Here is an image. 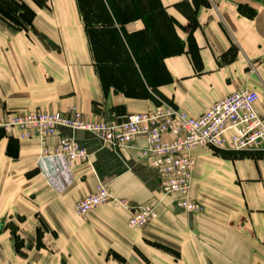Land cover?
<instances>
[{
	"label": "crops",
	"instance_id": "crops-1",
	"mask_svg": "<svg viewBox=\"0 0 264 264\" xmlns=\"http://www.w3.org/2000/svg\"><path fill=\"white\" fill-rule=\"evenodd\" d=\"M238 91L258 95L264 119V0H0V114L111 121L169 103L196 118ZM63 137L90 157L64 189L61 164L41 161ZM142 146L0 132V264H264V151L194 150L189 197L203 210L188 213ZM100 185L132 207L159 200L157 219L132 230L113 203L79 216Z\"/></svg>",
	"mask_w": 264,
	"mask_h": 264
},
{
	"label": "built area",
	"instance_id": "built-area-1",
	"mask_svg": "<svg viewBox=\"0 0 264 264\" xmlns=\"http://www.w3.org/2000/svg\"><path fill=\"white\" fill-rule=\"evenodd\" d=\"M259 97L249 91H238L216 102L206 113L193 118L172 104L163 103L149 112L128 114L114 120L85 121L77 112L28 114H0V132L6 137L46 140L57 135L60 128L84 131L95 135L104 144L115 149H129L136 143L139 156L153 169L163 195H180L178 207L188 213H200L203 207L192 201L195 159L193 151L199 148L213 150L264 151V119L257 113ZM88 152L73 139L63 137L54 151L45 150L41 161L60 163L56 173L71 176L76 163L89 161ZM52 181V177H49ZM60 187L65 188L60 181ZM132 211L128 226L132 230L147 227L158 217L159 200L132 207L126 200L115 199L105 185L95 194L76 205L81 217L109 204Z\"/></svg>",
	"mask_w": 264,
	"mask_h": 264
},
{
	"label": "rangeland",
	"instance_id": "rangeland-1",
	"mask_svg": "<svg viewBox=\"0 0 264 264\" xmlns=\"http://www.w3.org/2000/svg\"><path fill=\"white\" fill-rule=\"evenodd\" d=\"M118 258H119L118 264H129L127 261H125V259L120 258V257H118Z\"/></svg>",
	"mask_w": 264,
	"mask_h": 264
}]
</instances>
